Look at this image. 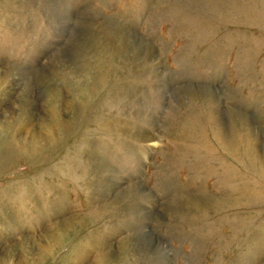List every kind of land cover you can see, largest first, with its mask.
I'll use <instances>...</instances> for the list:
<instances>
[{"label": "rangeland", "instance_id": "rangeland-1", "mask_svg": "<svg viewBox=\"0 0 264 264\" xmlns=\"http://www.w3.org/2000/svg\"><path fill=\"white\" fill-rule=\"evenodd\" d=\"M0 264H264V0H0Z\"/></svg>", "mask_w": 264, "mask_h": 264}, {"label": "bare ground", "instance_id": "bare-ground-1", "mask_svg": "<svg viewBox=\"0 0 264 264\" xmlns=\"http://www.w3.org/2000/svg\"><path fill=\"white\" fill-rule=\"evenodd\" d=\"M161 83H162V82H161ZM243 114H244V112H243ZM245 114H246V113H245ZM243 116H245V115H243ZM243 116H242V117H243ZM243 119H244V118H243ZM248 120H249V119H248ZM250 120H251V119H250ZM248 124H249V123H248ZM255 132H256V131H255ZM145 135H146V134H145ZM145 135H144V136H145ZM148 135H149V134H148ZM148 135H147V136H148ZM219 137H220V136H219ZM225 139H226V138H225ZM149 140H150V139H149ZM151 140H152V139H151ZM154 140H155V139H154ZM144 141H145V140H144ZM147 142H149V141H147ZM258 156H260V154L257 155V157H258ZM261 157H262V156H261ZM258 159H259V158H258ZM148 214H149V216H150L151 218L154 216V215H153V211H150V213H148ZM151 218H150V219H151ZM151 221H152V219H151ZM161 248H162V247H161ZM156 249H160V247H157ZM169 252H170V251H169ZM170 253H171V252H170ZM170 255H171V254H170ZM168 258H169V257H168ZM168 258H167V259H168Z\"/></svg>", "mask_w": 264, "mask_h": 264}]
</instances>
